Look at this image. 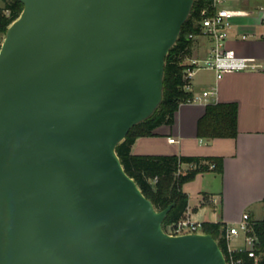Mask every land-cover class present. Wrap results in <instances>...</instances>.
Here are the masks:
<instances>
[{
    "label": "water",
    "instance_id": "obj_1",
    "mask_svg": "<svg viewBox=\"0 0 264 264\" xmlns=\"http://www.w3.org/2000/svg\"><path fill=\"white\" fill-rule=\"evenodd\" d=\"M0 47V264H227L170 234L116 146L163 97L194 0H20Z\"/></svg>",
    "mask_w": 264,
    "mask_h": 264
},
{
    "label": "crops",
    "instance_id": "obj_2",
    "mask_svg": "<svg viewBox=\"0 0 264 264\" xmlns=\"http://www.w3.org/2000/svg\"><path fill=\"white\" fill-rule=\"evenodd\" d=\"M260 7H247L250 15L237 18L231 34V45L241 55L256 57L258 67L226 72L220 78L212 70L200 69L191 80L192 94L216 86L217 102L237 103V135L199 137L197 123L206 104L186 101L180 103L172 124L158 125L131 145V152L139 155L222 157L221 172L200 171L182 185L188 195L186 212L195 220L229 223L244 212L254 220L264 217V9ZM242 33L247 38L237 37ZM207 49L196 42L193 53L204 54ZM169 137L175 140L170 142Z\"/></svg>",
    "mask_w": 264,
    "mask_h": 264
},
{
    "label": "trees",
    "instance_id": "obj_3",
    "mask_svg": "<svg viewBox=\"0 0 264 264\" xmlns=\"http://www.w3.org/2000/svg\"><path fill=\"white\" fill-rule=\"evenodd\" d=\"M5 7L11 10V16L0 13V29L6 32L10 21L17 18L22 11L20 0H2ZM203 0H194L187 20L182 24L180 34L165 58L163 97L154 112L128 131L124 140L116 146V151L125 171L133 177L142 192L153 202L156 209L161 210L174 202L173 207L163 220L162 227L170 230L171 224L181 218L188 205V195L182 185L195 177L200 171H222L220 156H190L178 154H133L131 145L138 136L151 135L155 127L161 124H172L174 114L180 103L192 98V92L183 88V70L185 59L192 52L194 39L190 33L200 31L199 20ZM238 132V105L236 102H213L205 106L203 115L197 123V135L204 138L235 137ZM193 163L186 169L183 164ZM213 163L214 167L210 168ZM182 169L178 173V170ZM253 231L258 239V264H264V217L254 220ZM225 223L221 221H205L203 231L211 233L218 240L223 252L226 253L225 240L220 237Z\"/></svg>",
    "mask_w": 264,
    "mask_h": 264
},
{
    "label": "built area",
    "instance_id": "obj_4",
    "mask_svg": "<svg viewBox=\"0 0 264 264\" xmlns=\"http://www.w3.org/2000/svg\"><path fill=\"white\" fill-rule=\"evenodd\" d=\"M203 1L205 6L201 9L200 31L197 34L190 33L188 37L194 39V45L199 42L201 45L208 47V49L204 54L193 53V45L191 54L185 59L183 88L188 91L192 90L191 80L197 70H212L216 77L220 78L226 72L256 69L258 67L256 57L241 55L231 45V34L235 20L249 16L250 9L244 6H229L226 4V0ZM0 13L11 16V10L5 7L3 3L0 6ZM4 36L5 32L0 29V47ZM237 37L245 39L247 35L242 33L239 36L237 35ZM216 100L217 88L212 86L200 94H193L188 101L208 104L217 102ZM168 140L173 142L175 139L169 137ZM187 165L189 167L194 166L193 163H187ZM209 166L213 168L214 164L211 163ZM181 170L179 169L178 173ZM254 223V219L251 218L248 212H244L240 219L236 221L225 223L220 237L226 243V253L224 255L227 264H258L260 253H258V239L253 231ZM203 224L204 221L193 219L189 212L185 211L181 218L171 224L168 233L204 232ZM234 240L238 243L233 246L231 242Z\"/></svg>",
    "mask_w": 264,
    "mask_h": 264
},
{
    "label": "rangeland",
    "instance_id": "obj_5",
    "mask_svg": "<svg viewBox=\"0 0 264 264\" xmlns=\"http://www.w3.org/2000/svg\"><path fill=\"white\" fill-rule=\"evenodd\" d=\"M2 0H0V6L2 5ZM226 4L227 5H232V6H245V7H249V8H254V7H260L262 5H264V0H226ZM264 9V6H262ZM261 8V7H260ZM259 11V9L256 10V12ZM202 70V69H201ZM200 72H205L204 70L203 71H200ZM209 215H211V209L209 210ZM212 217V215H211ZM232 245H237V241H232L231 242Z\"/></svg>",
    "mask_w": 264,
    "mask_h": 264
}]
</instances>
